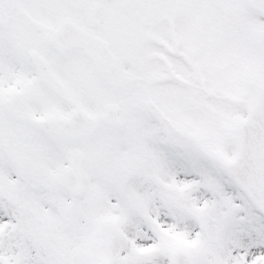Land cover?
<instances>
[{"label":"snow or ice","instance_id":"1","mask_svg":"<svg viewBox=\"0 0 264 264\" xmlns=\"http://www.w3.org/2000/svg\"><path fill=\"white\" fill-rule=\"evenodd\" d=\"M0 264H264V0H0Z\"/></svg>","mask_w":264,"mask_h":264}]
</instances>
